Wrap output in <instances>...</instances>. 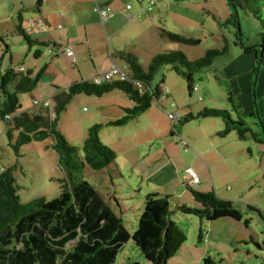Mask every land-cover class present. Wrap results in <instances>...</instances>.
Listing matches in <instances>:
<instances>
[{
    "label": "rangeland",
    "instance_id": "374dc122",
    "mask_svg": "<svg viewBox=\"0 0 264 264\" xmlns=\"http://www.w3.org/2000/svg\"><path fill=\"white\" fill-rule=\"evenodd\" d=\"M35 1L0 0V77L9 65L19 70L20 67L26 69L28 65L33 64L30 65V68L35 71L47 65L43 59H37L33 54L36 48L45 52V47L34 43L29 51L25 38L15 30L19 24V13L22 15V19L25 20L27 15L35 12L33 8ZM189 1H192L189 7L193 14L190 20L185 19L186 21H182L173 16L167 23L161 24L157 19L152 23L171 32L184 34L190 38H198L200 39L198 44L185 45L184 43L170 42L160 36V29L155 32L156 30L154 31L153 28H146L149 27L148 23H150V20L146 18H144L143 27L148 31L137 34L139 30H135L133 22H139L141 18L133 17V19L128 20L127 15L133 13L132 10L124 9L126 3L121 7V14L115 16L113 20L117 25L129 21L132 23L126 25L119 32L118 37L131 39L128 43V49L136 53L138 61L144 69L149 64L151 56L157 53L167 50H180L189 60H194L200 56L202 57L205 51L210 48H222L226 42L228 45L226 53L216 57L211 66L194 74L193 86L197 87L196 90L192 89L189 92L185 78L176 74L168 64L160 67L153 81H151V86L153 87L164 80L165 86L172 92L169 100L167 98L160 99L165 113L178 109L177 111L184 115L186 110L184 106L188 104L198 107L204 105L216 109H225L230 112L232 120H243L255 132L257 138H263L264 127L260 122V118L264 121V65L258 64L253 50L250 49L256 45L260 47L261 44L257 22L243 11H237L243 46L235 45L234 34L236 29L233 24L225 23L233 12L227 6L226 0ZM127 3L132 7L135 2L129 1ZM94 5L93 3L92 8ZM105 27L107 29L105 32L106 37H109L110 32H108L109 29L106 24ZM106 37L105 42H107ZM124 43L122 40L120 45ZM113 45L111 39L107 53V48H104L102 43L97 49L95 61L99 64L104 61H107V64L114 62L123 68V61L115 56L111 49ZM244 47H250V50L245 51ZM85 52L86 49H82V53ZM43 58L50 60L49 55H45ZM53 58L57 59L52 55ZM59 64L60 67L68 65L65 61H61ZM55 69H59V67L52 66L45 70L43 77L40 79L39 92L44 93L43 91L46 89V85H44L46 78H48L46 73ZM230 94L233 97L232 101H229ZM18 96L23 111L33 114L41 110L33 105L31 92L19 94ZM2 99L3 95L0 93V100ZM94 99H97L95 95H85V93L76 95L72 97L67 108L61 111L58 116L57 129L72 145L79 148L80 154L81 145L87 136V128L90 127L87 118L92 110V102L90 101H94ZM172 102L174 108L170 106ZM152 105L156 107L154 102ZM52 110L54 111V109ZM145 116L142 115L143 123H141V126L137 121L134 123V128L143 127L146 123ZM163 116L165 117V115ZM194 119L196 120L184 123L186 129L190 130L196 123L201 124L203 122L206 123V127H210L209 129L216 128L218 124L219 131L224 127L223 120L216 116ZM161 122L162 124L165 123V118H162ZM184 124L178 123V126ZM5 126L6 123L0 120V167L14 168L13 176L20 201L25 203L39 197L52 199L57 196L60 192V182L58 180L64 176V173L57 165L56 152L48 147V144L52 143V138L48 137L46 140L38 142L32 141L20 146L16 151L10 143L15 142L17 131H13V139L9 140L5 132ZM123 126L116 127L121 128ZM125 129L127 127L122 130ZM235 133V131H231L223 137H213L216 141L224 143L222 147L225 151H228L229 147L231 151L229 159L224 162L223 166L221 165L220 170H217L220 172L214 174V184L217 190L219 189L223 195L225 194L224 197H230L229 199L234 203V206L243 212L244 217L250 218V222L248 227L245 226L243 220L235 221L229 218L212 221L210 225L203 223V238L201 241L197 239L200 227L199 218L194 214L180 212L176 206L179 201L188 206L193 205L192 198L188 200L184 196L177 197V195L180 196L179 193L181 192L179 183L186 189L181 182L180 174H177L176 178L168 175L167 179H158L157 182L141 180L142 177L138 170L134 172L131 169L132 167L126 170L119 163L117 154L120 146L115 144V148H111L116 152L118 173L116 171L112 173V181L108 180V174L92 170L87 165L83 169L82 176L83 179L90 182L102 193L101 195L109 202L115 213L119 214L126 229L131 234L137 228L138 216L143 210L144 196L147 192H158V194L170 196V218L183 228L186 240L167 264H203L206 255H210L214 260L219 261L218 264H264V143L257 142L251 135H248L247 139L239 140ZM98 134L101 141L102 139L106 140L107 135L101 133V130ZM145 142L142 144L137 143L136 148L140 153L143 150L148 151L150 143ZM189 145L192 147L191 144ZM152 151H154V147H152ZM227 154L229 153L227 152ZM217 175H219V178ZM248 205L258 208L260 212L248 209ZM236 225L243 227L242 232L244 234L237 235ZM248 235L252 236V241L248 238ZM254 241L260 243L261 247L256 245ZM132 263L149 264L143 253L129 239L118 254L117 264Z\"/></svg>",
    "mask_w": 264,
    "mask_h": 264
},
{
    "label": "trees",
    "instance_id": "16d2710c",
    "mask_svg": "<svg viewBox=\"0 0 264 264\" xmlns=\"http://www.w3.org/2000/svg\"><path fill=\"white\" fill-rule=\"evenodd\" d=\"M226 3L233 11L225 23L233 24L236 29L235 45L243 46L237 11H243L257 22L262 49L258 45L244 48L245 51L252 49L258 64L264 65V0H226ZM153 4L154 0H149V8ZM41 5L42 0H36L34 10L40 11ZM97 5L106 6L96 3L95 7ZM18 18L19 24L15 30L25 38L28 47L34 43L45 48L55 46L54 43H42L34 39L25 30L27 26H22L20 13ZM159 33L170 42L185 45L200 42L198 38H190L164 28H160ZM227 50L225 42L222 48H210L202 57L194 60H189L180 50H167L151 57L146 69L141 67L135 54L118 51L117 55L126 63V70H123L128 78H114L98 84L86 80L71 83L64 99L55 106L53 116L47 108L33 114L21 111L18 95L29 93L35 88L43 69L36 73L32 70L21 72L9 65L0 77V93L3 95L0 100V120L6 123L5 132L9 140L13 139V131H17L15 142L10 145L17 151L24 144L51 137L52 143L48 147L56 152L57 165L64 176L58 180L60 192L54 198L39 197L23 203L17 194L14 168L0 167V264H117L118 254L129 239L149 264H167L186 240L183 228L170 218V196L147 193L144 196L143 210L138 216L137 228L131 234L102 193L83 179L82 172L87 165L92 170L108 174L109 181H112L114 171L118 173L116 152L100 140L98 132L104 127L125 125L163 96L160 84L151 86L160 67L168 64L176 74L183 76L187 81V90L191 92L194 74L211 66L214 59ZM40 54L37 48L34 55L38 57ZM113 90L126 94L133 106L125 108V113L118 119H111L105 124L96 122L87 128L80 154L79 148L72 145L57 129L60 112L67 108L75 95L85 93L103 96ZM229 99L233 100L231 94ZM208 116L223 120L224 127L217 132L219 137L235 131L239 140L251 135L257 142L264 143V137L257 138L243 120L234 121L228 110L214 107H205L195 114H180L178 121L174 123V129L178 123L184 124L191 119ZM260 122L264 127L261 118ZM185 184L192 195L193 205L188 206L179 201L176 206L180 212L194 214L199 218L198 241L203 238V223L210 225L212 221L229 218L243 220L248 227L250 218L244 217L243 212L230 199L218 197L213 192L199 191L186 181ZM248 209L260 212L251 205H248ZM249 239L252 241V236ZM254 243L261 247L257 241ZM203 261V264L219 263L210 255H206Z\"/></svg>",
    "mask_w": 264,
    "mask_h": 264
},
{
    "label": "crops",
    "instance_id": "0c3cea01",
    "mask_svg": "<svg viewBox=\"0 0 264 264\" xmlns=\"http://www.w3.org/2000/svg\"><path fill=\"white\" fill-rule=\"evenodd\" d=\"M129 1L135 2L132 7L127 3ZM191 2L189 0H154V4L149 8V0H42L40 11L34 10L35 12L27 15L25 20L22 19V26L24 27L32 20L40 19L43 22L44 28L39 29L36 27V29L32 31L31 36L39 42L55 44V46L53 45L50 47L52 49L51 52H48L47 48H45V52L39 49L41 54L38 57L34 55L37 59H43L47 65H44L38 70L40 71L43 69L38 83L31 91L33 95L32 103L34 98L40 100L47 99L50 103V107L47 109L49 112L53 113L52 109L64 99L67 87L71 83L81 80L91 81L96 75L108 70L114 62L107 64L108 62L104 61L99 64L95 61L97 49L102 43L104 48H107L106 51L108 53V48L110 47V41L112 39L114 45L111 49L118 58V51L131 52L136 55L135 52L128 49V43H130L131 39L118 37L119 32L132 22L129 21L122 25H117L113 20L115 16L121 14V7L125 3L124 9L132 10L133 13L126 18L128 20L133 19V17L141 18L139 22L134 21L133 25H135L136 31L139 30L137 34H143L148 31L143 27L144 18L150 20V23H148L149 27L146 28H153L154 31L156 30L155 32L163 28L153 25L152 22L154 20L156 21V19L159 23L161 22V24L167 23L173 16L182 21H186L185 19L190 20L191 17H193L192 10L189 7ZM93 3L95 5L98 3L109 7V14L106 20H100L99 16L94 11L95 5L92 8ZM127 6H129V8ZM105 24L109 29L108 32H110L109 37H106L105 32L107 29ZM105 37L107 42H105ZM122 40L125 43L120 45ZM31 46H29V51ZM66 47H69L72 51V57L65 54L64 49ZM82 49H86L84 54L82 53ZM45 55H49L50 60H48V58H43ZM52 55L57 59H52ZM119 59L123 61L121 58ZM61 61H65L68 65H62L63 67H60L59 63ZM123 63V68H120H125L126 70V63L124 61ZM30 65H28L26 69L20 67L19 70H21V72L27 70H32L33 73L38 72L37 70L31 69ZM52 66H57L59 69L46 73L48 77L44 82L46 89H44V93H41L38 90L40 89V79L43 77L45 70ZM163 81L159 84L165 94H163L160 99L167 98V100H169L172 96V92L169 91ZM196 89L197 87L194 86L193 90ZM96 98L97 99H94V101H90L92 102V110L89 117H87L89 119V126L96 122L105 124L111 119H118L125 113V108L133 106V102L128 96L118 90H113L103 96H96ZM160 99L154 101L156 107L151 105L146 111L140 113L136 118H132V120L123 127L117 128L116 126H109L100 129L101 133L107 135L106 140L102 139V142L108 144V146L112 148H115V144L119 145L120 148H118L119 151L117 154L119 163L123 165L126 170L129 167H132L131 169L132 171L134 170V172L138 170L142 177L141 180H146L148 182L152 180L157 182L158 179H167L168 175L176 178L177 174H180L181 182L185 185L186 189L178 182L181 192L179 193L180 196L177 195V197L184 196L185 199L188 200L192 197L185 184L187 169L191 168L200 179L199 184L193 185V187H196L199 191L213 192L217 196L229 199L230 197H224L225 194L223 195L221 190H217L214 184V174L220 172L217 170H220L221 165L223 166L224 162L227 161L231 155V151L229 150L230 147L228 151H225L222 147L224 143L215 140V138H220L217 135V132H219V124L218 126L216 125V128L209 129L210 127H206V123L204 122L201 124L196 123L190 130L186 129L184 124L182 126L177 125L174 130L171 122H169L170 125L168 124L169 120L166 115L167 113L164 112V107ZM200 99L202 98L200 97ZM33 105L39 107L41 110L45 109L42 105H35L34 103ZM170 106L172 105L170 104ZM205 107L204 105L198 107L188 104L184 106L186 109L184 115L190 113L195 114ZM177 110L178 109H175L174 111ZM170 112H173V110ZM142 115H146V123L143 127L134 128L135 122L138 121L139 126L143 123ZM163 115H165V117ZM162 118H165V123L163 124L161 122ZM194 120L196 119H191L189 121ZM125 127L131 129L129 131L127 129L122 130ZM180 136L187 142V145H182ZM144 142H149L150 146L148 147V151L143 150L142 153H140L136 148V146H138L137 143L142 144ZM189 144H191L192 147H190ZM152 147H154V151H152ZM227 152L229 154H227ZM184 176L186 177L184 178ZM217 176L219 178V175ZM147 193L149 194L151 192L149 191ZM235 228L238 229L237 235L244 234L242 232L243 227L236 225ZM249 237L250 235H248V238Z\"/></svg>",
    "mask_w": 264,
    "mask_h": 264
},
{
    "label": "built area",
    "instance_id": "2783aa9c",
    "mask_svg": "<svg viewBox=\"0 0 264 264\" xmlns=\"http://www.w3.org/2000/svg\"><path fill=\"white\" fill-rule=\"evenodd\" d=\"M127 7L129 8V6H127ZM94 11L98 13L97 15L99 16L100 20L103 21V20H106L108 17L109 7L97 5L94 8ZM127 17H129V15H127ZM36 27H38L39 29L44 28V25L40 19H35V20L30 21L29 24L27 25V27L25 28V30L29 34H31L32 31H34L36 29ZM51 50L52 49L50 47L47 48L48 52H51ZM64 51H65L66 55H69L70 57L73 56V53L69 47H66L64 49ZM74 61H75V59H74ZM114 78H119L120 80H124V79L128 78L126 71L121 69L118 65H116V63L111 64L109 69L106 70L105 72L96 75L93 79H91V82L98 84L100 82L112 80ZM163 94H165V93H163ZM33 103L35 105H42L45 107L49 106V101L45 100V99L40 100V99L34 98ZM172 106H174L173 103H172ZM166 115H167L168 120L171 122V124L174 128V123H176L178 121L180 113L178 111H173V112L167 113ZM180 139H181L180 141H181L183 146L187 145V142L181 136H180ZM185 181L188 185L192 186V185H198L200 179H199L198 175L191 168H188L187 169V177H186Z\"/></svg>",
    "mask_w": 264,
    "mask_h": 264
},
{
    "label": "clouds",
    "instance_id": "9594fccd",
    "mask_svg": "<svg viewBox=\"0 0 264 264\" xmlns=\"http://www.w3.org/2000/svg\"><path fill=\"white\" fill-rule=\"evenodd\" d=\"M47 100V99H46ZM42 107H44V108H48V107H50V103H49V106H47V107H45V106H42ZM51 115H53V113L51 112Z\"/></svg>",
    "mask_w": 264,
    "mask_h": 264
},
{
    "label": "water",
    "instance_id": "95a60500",
    "mask_svg": "<svg viewBox=\"0 0 264 264\" xmlns=\"http://www.w3.org/2000/svg\"><path fill=\"white\" fill-rule=\"evenodd\" d=\"M260 48L262 49V46H261V44H260Z\"/></svg>",
    "mask_w": 264,
    "mask_h": 264
}]
</instances>
